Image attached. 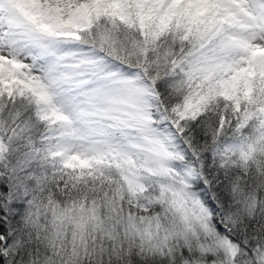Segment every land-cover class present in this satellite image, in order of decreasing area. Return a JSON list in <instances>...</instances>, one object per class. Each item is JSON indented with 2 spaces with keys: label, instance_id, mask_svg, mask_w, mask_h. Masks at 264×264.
Instances as JSON below:
<instances>
[{
  "label": "snow or ice",
  "instance_id": "snow-or-ice-1",
  "mask_svg": "<svg viewBox=\"0 0 264 264\" xmlns=\"http://www.w3.org/2000/svg\"><path fill=\"white\" fill-rule=\"evenodd\" d=\"M0 264H264V0H0Z\"/></svg>",
  "mask_w": 264,
  "mask_h": 264
}]
</instances>
